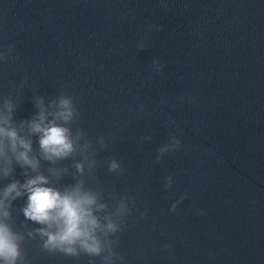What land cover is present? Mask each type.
Segmentation results:
<instances>
[{
	"label": "water",
	"instance_id": "obj_1",
	"mask_svg": "<svg viewBox=\"0 0 264 264\" xmlns=\"http://www.w3.org/2000/svg\"><path fill=\"white\" fill-rule=\"evenodd\" d=\"M10 48L0 105L12 99L18 125L38 114L39 96L69 94L71 126L96 153L92 177L76 175L80 155L40 170L67 167L55 186L86 179L112 211L122 196L135 201L116 264H264V0H0V53ZM172 136L181 146L157 161ZM113 158L122 174L108 171ZM23 172L15 165L0 188ZM26 202L13 201L9 221L25 234L41 227L23 216ZM23 249L27 264H103L49 253L38 235Z\"/></svg>",
	"mask_w": 264,
	"mask_h": 264
},
{
	"label": "clouds",
	"instance_id": "obj_2",
	"mask_svg": "<svg viewBox=\"0 0 264 264\" xmlns=\"http://www.w3.org/2000/svg\"><path fill=\"white\" fill-rule=\"evenodd\" d=\"M10 52L11 48L8 53H0V60H7ZM162 68L158 61L153 62L154 71L159 72ZM36 107L39 109L37 115L17 125L14 122L17 106L12 99H5L0 105V179L12 177L15 165L24 170L26 177L23 182L13 178L0 188V264H27L23 244L28 237L37 235L42 248L49 253L72 257L83 253L101 257L103 264H116L121 259L114 248L119 240L117 234L124 230L135 201L122 196L112 211L104 202L103 190L88 187L86 179H76L75 183L64 187L55 186L51 177L59 180L70 170L54 166L48 168L51 176L45 175L40 170L41 160L56 165L61 160L80 155L83 159L74 164L76 175L83 177L87 170L88 176L92 177L97 168L96 153L86 132L81 128L74 131L71 126L79 119V110L71 95L62 93L48 104L43 96H39ZM34 135L39 137V153L33 149ZM98 142L101 148H107L103 135ZM181 144L180 138L172 136L169 143L158 149L156 160H162L165 154L175 151ZM108 171L122 174L125 169L113 158ZM166 180L165 187L172 188L173 177L169 175ZM25 195L27 202L21 209L23 216L27 221L41 225L27 234L17 231L9 222L13 201ZM180 203V200L174 202L171 211L175 212ZM145 214L141 213L142 216Z\"/></svg>",
	"mask_w": 264,
	"mask_h": 264
}]
</instances>
